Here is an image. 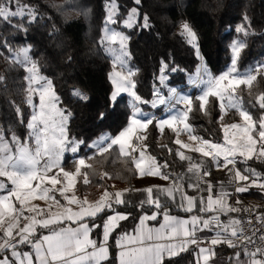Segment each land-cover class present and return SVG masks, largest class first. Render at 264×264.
I'll return each instance as SVG.
<instances>
[{
    "label": "snow or ice",
    "instance_id": "snow-or-ice-1",
    "mask_svg": "<svg viewBox=\"0 0 264 264\" xmlns=\"http://www.w3.org/2000/svg\"><path fill=\"white\" fill-rule=\"evenodd\" d=\"M134 4L139 6L141 0H134ZM105 10L107 15L100 44L111 57L114 69L109 75L115 86L110 100L114 104L119 93H128L132 98L131 116L127 127L117 135L114 137L103 135L93 141L89 147L95 148L96 153L102 156L110 152L113 146H118L120 154L131 158L141 176H159L163 180H171L169 187L150 186L142 190L146 193V200L141 201V207L148 204L156 211L151 215L141 216L139 225L132 234L125 232L115 239V247L119 250L118 264H171L172 258L187 252L192 246L198 249L195 264H211L216 254L215 246L221 244L237 249L234 256L230 257V264L233 261L234 264H264V234L258 237L260 241L258 244L256 230L248 235L241 219L229 217L227 222L220 219L222 215L229 216L230 213L251 211L248 208L238 207L242 204L239 198L236 199L235 205L230 203L234 194L248 193L252 187L264 193V181L260 180L255 170L246 169L245 171L251 172L249 176L235 168L237 156L245 160H251L254 157L264 158V115H261L258 122L253 120L250 112L243 107V99L237 91L241 85L250 88L257 77L264 74V64L250 68L245 74H240L237 62L246 44L238 41L232 45L233 55L227 71L214 76L205 66L198 70L197 78L192 81L197 86H204L201 89V95L197 97L202 111L206 112L209 98L213 97L219 102L221 122L228 110H234L243 121L242 124L221 123L224 133L222 144L193 134L192 127L186 123L188 114L192 111L191 97L180 95L175 88H169V96L165 97L159 89H154L152 107L167 104L170 98H176L177 103L184 105V111L181 114L171 115L157 122L156 126L161 132L167 126L179 137V131L174 124H183V129L189 134L188 139L199 142L198 146L191 147L179 138L175 140V143L183 149H189L193 153H199L203 158H208L217 168L223 167L232 173L229 183L235 185L234 191L225 190L221 183L219 193L213 195L212 182L204 179L211 175L210 171L205 170V161L193 160V157L177 150L179 159L188 162L187 172L196 177L195 182L188 184V187L196 192L209 193L206 200L202 195H188L183 191V176L173 177L171 174L161 172V167H168L167 162L161 166L157 164L155 157L149 156L148 167L145 168L144 151L140 150L139 159L132 155L137 151V147L132 144L133 136L138 129H146L153 120L138 119L141 114L138 104L147 102L134 91L136 84L132 77L135 73L130 69L127 70V74L116 71L117 67L121 70L125 69L127 58H130L126 43L128 37L107 27L108 24L117 23L119 6L116 0H107ZM139 15L138 7H131L123 20L124 27L132 28L136 25ZM37 18V11L31 5L23 4L21 0H0V22L16 31L26 32L25 20L31 24L36 22ZM139 26L150 27L146 14L143 16V23ZM181 28V35L196 48L199 56L196 33L187 22L183 23ZM236 31L248 34L243 25ZM0 47L7 50L13 64L19 65L27 73L24 77L26 103L33 109L27 123L29 130L27 141H22L15 132H12L9 141L3 129H0V191L6 192L0 195V264H110V236L120 227V221L128 219V215L123 213L108 215L102 224L93 223L91 227L85 218L94 220L106 210L114 211V205L125 203L124 192L110 193L105 189L95 202H89L87 198L81 199L75 195L77 177L82 176L84 183H89L88 173L83 170L91 168V164H87L84 158H80L75 161L74 171H68L62 167L64 153L66 151L76 153L80 144L84 143L68 136L67 124L71 112L58 107L59 97L55 93L53 82L40 74L38 62L30 54V45L12 48L7 40H2ZM167 67L162 62L159 75L161 85H165ZM176 70L172 69V71ZM0 81H3V77H0ZM73 94L81 101L88 99L86 94L79 90H74ZM34 96L39 98L38 105L33 102ZM255 104L264 110V93L255 98ZM14 110L20 117V122L23 123L20 108L14 105ZM105 115L106 113L101 112L98 118L103 120ZM257 130L258 139L254 135ZM135 139L142 141L146 137L136 135ZM162 147L167 148V145ZM168 151L171 153L172 150L168 149ZM230 165L231 168H229ZM107 175L104 173V176ZM202 184L205 185L204 188L201 187ZM154 189L157 195H154ZM56 193L63 197L68 206L61 204ZM177 193L180 194L178 207L183 211L192 213L199 201L198 211L211 215L207 217L192 215L190 219H179L169 215L166 205L161 203L159 194L175 203ZM33 200L52 203L48 204L45 210L32 204ZM14 201L18 202V206ZM53 204L63 208V211H54ZM71 205H76L78 210L69 207ZM162 209L164 222L160 224V227H147L145 222L156 220ZM256 219L264 225V213L258 214ZM64 220L71 221L77 226L65 227ZM247 223L251 225V219ZM100 227H102V239L99 241L92 239L93 228ZM38 230H48V234L38 235ZM205 230H215V237L205 240L197 236L198 232Z\"/></svg>",
    "mask_w": 264,
    "mask_h": 264
},
{
    "label": "trees",
    "instance_id": "trees-1",
    "mask_svg": "<svg viewBox=\"0 0 264 264\" xmlns=\"http://www.w3.org/2000/svg\"><path fill=\"white\" fill-rule=\"evenodd\" d=\"M21 2L31 5L37 11L36 22L28 24L25 20L26 32L16 31L0 22V41L7 40L12 48L30 45V54L38 62L40 73L53 82L59 105L71 112L68 122L69 138L84 143L77 154L65 156L63 167L67 170L73 169L77 158H85L91 164V168L83 170L88 173L89 183L85 184L82 177L77 183L78 195L98 198L100 193L110 188L113 183L132 187L137 180L138 171L130 157L121 155L117 146H113L110 152L102 156L89 148V145L103 134L108 133L112 137L117 135L127 127L131 116L126 96L119 97L114 104L110 100L113 91L109 78L112 70L111 58L100 44L107 0ZM117 2L119 15L115 26L129 38V66L135 73L133 80L136 93L144 101H152L154 98L162 62L168 66L166 74L169 76V85L182 91L188 89V75L193 74L201 63L196 49L179 32L183 22H187L196 33L205 65L216 76L227 70L233 55L232 44L236 41L246 44L238 58L240 70L254 67L264 59V0H141L139 6L134 4V0ZM131 7H138L140 18L137 25L127 29L122 27V21ZM145 14L149 18L148 28L139 26ZM242 25L247 30V35L236 31ZM0 53V77H3V81H0V129H3L7 139L15 132L22 141H26L29 132L27 123L32 115V109L26 103L25 96L24 77L27 73L11 62L10 54L5 48L0 47ZM173 68L177 70L172 71ZM242 89L240 96L243 99V107L250 112L253 120L258 122L261 115H264V110L255 104V98L264 93V75H259L250 88ZM74 90L86 94L87 101H81L74 96ZM190 92L194 98V107L188 122L193 126L194 134L214 143H222L219 102L211 97L206 112L202 111L196 98L198 92ZM14 105L20 108L23 123L16 115ZM145 108L149 106L145 105ZM101 112L106 113L103 120L98 118ZM145 144L159 165L167 162L168 167H161L162 173L175 177L187 172L188 162L179 159L178 146L171 131L161 133L154 122L147 130ZM163 145H167V148L162 147ZM168 149L172 150L171 153ZM246 166L264 171V164L255 160L239 164L241 169ZM104 173L108 175L104 176ZM240 197L264 201V194L257 190H250ZM164 204L170 214L188 216L197 213L180 210L170 202ZM155 211L156 209L148 204L141 207V200L138 199L117 205L114 211L106 210L94 220L86 219V222L91 227L93 223L102 224L106 216L115 212L128 215V219L120 223V227L109 239L110 264H117L118 249L115 247V239L134 229L141 216ZM208 215L211 214L207 213L206 216ZM238 215L240 212L221 217L228 219ZM160 221L161 215L153 223ZM91 236L97 241L101 240L102 227L93 228ZM216 250L218 254L228 257L226 264H230V257L236 251L224 244L217 246ZM195 262V250L190 247L187 252L172 258L171 264Z\"/></svg>",
    "mask_w": 264,
    "mask_h": 264
},
{
    "label": "rangeland",
    "instance_id": "rangeland-1",
    "mask_svg": "<svg viewBox=\"0 0 264 264\" xmlns=\"http://www.w3.org/2000/svg\"><path fill=\"white\" fill-rule=\"evenodd\" d=\"M116 3L118 4V2H117V0H116ZM119 6V5H118ZM106 15H107V13H106ZM139 18H140V15H139V17H138V19H137V24H138V22H139ZM105 19H106V17H105ZM116 19H117V17H116ZM142 23H143V21H142ZM183 23H185V22H183ZM182 23V24H183ZM136 24V25H137ZM182 24L180 25V27H179V32L181 33V31H182V28H181V26H182ZM135 26V25H134ZM133 26V27H134ZM107 27L109 28V29H111V30H115V31H117V32H121L123 35H125V36H127V34L124 32V31H122V30H120V29H118L116 26H115V24H108L107 25ZM122 27H124V25H123V21H122ZM132 27V28H133ZM191 27V26H190ZM104 28H105V20H104V25H103V29H102V35H103V30H104ZM126 28V27H125ZM132 28H127V29H132ZM193 30V29H192ZM194 31V30H193ZM197 36V35H196ZM128 37V36H127ZM186 38V37H185ZM187 40V39H186ZM236 42H238V41H236ZM127 50H128V52L130 53V51H129V38H128V40H127ZM235 43V42H234ZM197 44H198V48H199V42H198V37H197ZM191 45V44H190ZM233 45V44H232ZM192 46V45H191ZM117 47H118V45H117ZM104 48V47H103ZM196 49V48H195ZM104 50H105V48H104ZM197 51V50H196ZM106 52V51H105ZM199 57H200V60H201V63H200V65L198 66V68L196 69V71L193 73V74H189L188 75V79H187V85H188V89L187 90H180L179 88H177V87H172V86H170L169 85V83H168V81H169V76L166 74V71H165V76H166V81H165V85H161V83H160V81H159V76H158V85L156 86V88L155 89H159L160 90V93L162 94V95H164L165 97H168L169 96V92H168V89L169 88H175L176 90H177V92L180 94V95H184V96H189V97H191V90H196L197 92H198V95L196 96V98L199 96V95H201V89L204 87L203 85H200V86H197L196 84H194V83H192V81L194 80V79H196L197 78V73H198V70L199 69H201L202 67H205L206 65H205V62H204V60H203V58H202V56H201V53H200V48H199ZM111 58V57H110ZM260 64H264V59H262L261 61H259L258 63H256V65L254 66V67H256V66H258V65H260ZM111 65H112V70H111V73L113 72V64H112V59H111ZM230 65H231V63L229 64V66L227 67V69L230 67ZM207 67V66H206ZM254 67H251V68H254ZM237 68H238V70H239V73L240 74H245L250 68H248L247 70H240V68H239V66H238V62H237ZM128 69H130V66H129V58H127V67L125 68V69H123V70H121L119 67H117L116 68V71H123L125 74H127V70ZM207 69L209 70V72L211 73V71H210V69L207 67ZM131 70V69H130ZM227 71V70H226ZM41 74V73H40ZM211 74H213V73H211ZM42 75V74H41ZM160 75V74H159ZM214 75V74H213ZM264 75V74H263ZM44 76V75H43ZM214 76H216V75H214ZM132 79H133V77H132ZM111 80V79H110ZM112 82V81H111ZM112 86H113V91H112V93L115 91V86L113 85V83H112ZM243 87H248V86H245V85H241L240 86V88L237 90L238 91V93H239V95H240V93L242 92V88ZM249 88V87H248ZM55 90V89H54ZM134 91L136 92V90L134 89ZM56 93V92H55ZM57 95V94H56ZM121 96H126L127 97V99H128V103H129V106H130V101H131V97L129 96V94L128 93H126V92H121V93H119V95L117 96V99L119 98V97H121ZM192 98V97H191ZM211 98V97H210ZM210 98H209V101H210ZM116 99V100H117ZM154 99V98H153ZM193 99V105H192V110H193V107H194V98H192ZM144 101V100H143ZM33 102L36 104V105H38L39 104V98H38V96H34V98H33ZM147 103H139L138 104V107L141 109V114L138 116V119H141V120H147V119H152L153 120V123L155 122L156 124H157V122L159 121V120H162V119H166V118H169L171 115H179V114H181L183 111H184V105L183 104H181V103H177L176 102V98H170L169 99V101H168V103L167 104H158L157 105V107H152V104H151V101H146ZM200 102V101H199ZM145 105H148L149 106V108H145ZM30 106V105H29ZM209 106V103L206 105V109H207V107ZM31 107V106H30ZM58 107H60L61 108V106L58 104ZM31 109H32V107H31ZM130 109H131V106H130ZM162 109V110H161ZM158 110H161L159 113H157L156 111H158ZM32 112H33V109H32ZM221 112V111H220ZM190 114V113H189ZM189 114H188V118H189ZM31 118V117H30ZM30 120V119H29ZM69 122V121H68ZM152 123V124H153ZM186 123H188L191 127H192V129H193V126L188 122V119H187V121H186ZM220 123V125H221V123H223V124H230V123H243V121H242V119L239 117V115L234 111V110H228L227 111V114L224 116V119H223V121L221 122H219ZM151 124H149L148 126H147V128L146 129H138L137 130V132L135 133V135L133 136V139H132V144H133V146H135V147H137V151L135 152V153H133L132 155H134L137 159H139V156H140V150H143L144 151V154H145V168H147L148 167V157L149 156H151V157H153L152 156V154L148 151V149H147V147L145 148L144 146H146V144H145V139H143L142 141H137L136 139H135V136L136 135H139V136H142V137H146V133H147V130H148V128H149V126H150ZM174 127H176L177 129H178V131H179V137H177V133L176 132H173V130L172 129H170V128H168L167 126H165V128H164V130H163V132H161V130L159 129V131L161 132V133H165L166 131H171V133H172V135H174V142H175V140L177 139V138H179L181 141H183L184 143H188L191 147H194V146H198V143L199 142H193V141H191V140H189L188 139V132L187 131H185L184 129H183V124H180V123H178V124H174ZM67 133H68V124H67ZM193 134H194V129H193ZM103 135H108V136H111L110 134H108V133H106V134H103ZM102 135V136H103ZM254 135L256 136V138L258 139V130H257V132L256 133H254ZM69 136V135H68ZM223 136H224V133H223ZM100 138V137H99ZM10 139L11 138H8V140L10 141ZM97 140V139H96ZM27 141V140H26ZM95 141V140H94ZM223 142H224V140H223ZM222 142V143H223ZM93 143V142H92ZM91 143V144H92ZM221 143V144H222ZM90 144V145H91ZM176 144V143H175ZM81 145L82 144H80V146H79V149H78V151L76 152V153H72L71 151H66L65 153H64V156H63V158H62V167H63V163H64V159H65V156L66 155H68V154H70V155H75V154H77L78 152H79V150H80V147H81ZM177 145V144H176ZM178 146V150L179 151H182V152H184V154L185 155H188V156H191V157H193V160H196V161H198V160H204L205 161V164H204V167H205V170H207V171H210L211 172V175L209 176V177H205L204 179H206V180H210L211 182H212V184H213V195H215V194H217V193H219V191H220V184L222 183L223 184V187H224V189L225 190H227V191H229V192H233L234 191V187H235V185L234 184H230L229 183V181H230V179L232 178V173L231 172H229L227 169H224L223 167H220V168H217L216 166H215V164L214 163H212L208 158H203V157H201L200 156V154L199 153H193V152H191L189 149H183V148H181L180 147V145H177ZM89 148H91V149H93L95 152H96V149L95 148H92V147H89ZM118 150H119V147H118ZM78 159H80V158H77L76 159V161L78 160ZM85 159V158H84ZM251 160H255L256 162H260V163H262V164H264V158H261V159H257V158H253V159H251ZM74 161V160H73ZM85 161H86V163L87 164H89L88 163V161H87V159H85ZM157 161V160H156ZM221 161H222V158H221ZM236 164H235V168L236 169H239L243 174H245V175H249V176H251V172H249V171H245L246 169H251V170H255V172L256 173H258L259 174V178H260V180L261 181H264V171L262 172V171H260V170H258V169H255V168H251V167H248V166H246L245 167V169H241L240 167H239V164L240 163H245L246 164V162L247 161H250V160H245L244 158H242V157H239V156H237L236 157ZM157 164H158V162H157ZM74 165H75V161H74ZM159 165V164H158ZM232 166L230 165L229 166V168H231ZM65 169V168H64ZM65 170H67V169H65ZM55 171V170H54ZM68 171H74V166H73V169H70V170H68ZM138 171V170H137ZM138 173H139V171H138ZM181 176H183V181H182V183H183V191L184 192H186L188 195H194V196H203L204 198H205V200H206V198H207V196L209 195V193L207 192V191H201V192H196V191H193V189H191V188H189L188 187V184H190V183H193V182H195V180H196V177L195 176H193L192 174H190V173H188V172H185L184 174H182ZM81 177L82 176H80V177H77V182H76V184H75V189H74V191H75V195L77 196V197H79L80 195H78V193H77V191H76V186H77V183H78V181H79V179H81ZM83 178V177H82ZM252 178H255V177H252ZM137 179H138V177H137ZM163 179H161L159 176H149V175H144V176H141L140 174H139V179H138V181H137V183L135 184V186L137 185V187L139 188V186L140 185H143V184H147V185H150V186H160V187H169L170 185H171V180H168V181H165L166 182V184H168V186H162V181ZM83 182H84V180H82ZM168 182V183H167ZM114 185H116V184H110V187H112V186H114ZM120 185V184H119ZM9 187H10V185H9ZM201 187L202 188H204L205 187V185H201ZM250 190H257V191H259L257 188H255V187H252ZM192 192V193H191ZM260 192V191H259ZM136 195L134 196L135 198L137 197L138 199H140L141 198V196L142 195H144L145 196V199L144 200H146V193H141V192H134ZM4 194H6V192H4V191H0V195H4ZM158 193H156L155 192V189H154V195H157ZM262 194H264V193H262ZM56 195H57V197H58V199H60V201H61V204H63V205H65V206H68L67 205V202L63 199V197H60L59 196V193H56ZM69 195H71V193H69ZM160 195V200H161V203L162 204H164V203H168V202H170V203H172L176 208H179L178 207V202H179V197H180V194L179 193H177L176 194V196H177V202H172L171 200H166V198H165V196L164 195H162V194H159ZM235 195V194H234ZM233 195V196H234ZM85 196V195H84ZM233 196L231 197V200L233 199ZM236 196H238V198L243 202V201H245L246 199L245 198H242V197H240L241 196V194H236ZM81 197H83V196H80L79 198H81ZM130 197H132V195H130ZM63 201H62V200ZM82 199V198H81ZM88 201L90 200L91 201V199H87ZM98 200V199H97ZM231 200H230V203H231ZM252 202H254L255 204H257V205H259V206H264V201H262V200H258V199H252L251 200ZM15 202V201H14ZM16 204H17V206H18V202H15ZM31 203L32 204H34V205H37V206H39L40 208H44L45 210H47V208H48V204H51L52 202H48V203H46L45 201H43V200H33V201H31ZM126 203V202H125ZM235 205V204H234ZM69 207H72L73 209H74V206L73 205H71V206H69ZM197 207H200V205H199V201H197ZM238 207H240V205H238ZM53 210L54 211H60V212H62L63 211V208H58L57 206H55L54 204H53Z\"/></svg>",
    "mask_w": 264,
    "mask_h": 264
},
{
    "label": "crops",
    "instance_id": "crops-1",
    "mask_svg": "<svg viewBox=\"0 0 264 264\" xmlns=\"http://www.w3.org/2000/svg\"><path fill=\"white\" fill-rule=\"evenodd\" d=\"M118 147V146H117ZM138 179H139V173H138ZM138 179L135 181V183H134V185L132 186V187H128V186H126V185H122V184H120V185H114V186H112V187H110V188H107V190L110 192V193H115V192H117V191H122V192H124V196H123V199L125 200V202L126 203H130V202H132V201H137L138 200V198L136 197H134L136 194L134 193V192H141V193H143V189H145V188H147V187H150V185H147V184H143V185H140L139 186V188L137 187V185L135 186V184L137 183V181H138ZM165 181H168V180H162L161 182H162V186H168V184H166V182ZM168 183V182H167ZM103 192H104V190L100 193V195L98 196V198H92L91 196H89V195H85V196H83V197H81L82 199H84V198H87V199H91V201L89 200V202H95V201H97V199H99V197L103 194ZM192 193V192H191ZM130 195H132V197H130ZM80 197V196H79ZM145 199V196L144 195H142L141 196V198L139 199V200H141V201H143ZM62 200V199H61ZM63 201V200H62ZM74 206V210H78L77 209V206L76 205H73ZM117 205H114V207H116ZM180 209V208H179ZM198 209H199V207H197L196 209H194V211H197V213L196 214H193V215H199V216H202V217H207L206 216V213H201V212H199L198 211ZM180 210H182V209H180ZM193 211V212H194ZM115 213H119V212H115ZM114 213V214H115ZM124 214V213H123ZM153 214V213H152ZM168 214L169 215H171V216H174V217H177V218H179V219H190V217L192 216V215H188V216H180V215H174V214H170L169 212H168ZM113 215V214H112ZM149 215H151V214H149ZM161 215V221H160V223H157V224H154L153 223V221H155V220H148V221H146L145 223H146V226L147 227H152V228H159L160 227V224H162L163 222H164V220H163V213L162 214H160ZM160 215H158L157 216V218H159L160 217ZM85 219H88V218H85ZM122 221H120L119 222V224L121 223ZM138 225H139V222H138V224L135 226V228H137L138 227ZM63 226H65V227H68V226H71V227H76L77 225L75 224V223H72L71 221H67V220H64L63 221ZM134 228V229H135ZM134 229H132L131 231H129V232H127V233H129V234H132L133 233V231H134ZM48 234V230H38V235H47ZM123 234V233H122ZM121 234V235H122ZM200 235H201V238H203V239H205V240H211L212 238H214L215 237V234L214 233H212V232H209V231H207V230H205V231H203V232H200ZM91 238H92V236H91ZM93 239V238H92ZM219 246V245H218ZM192 248L195 250V256H196V252L198 251V249H196V247L195 246H192ZM216 248H217V246H215V257L212 259V261H211V264H226V262H227V260H228V257L226 256V255H222V254H218V252H217V250H216ZM27 250V249H26ZM119 251V250H118ZM237 251V250H236ZM236 251H234L233 253H232V257L234 256V253L236 252ZM243 258V257H242ZM196 259H197V257H196ZM117 264H118V252H117ZM232 264H234V261L232 262Z\"/></svg>",
    "mask_w": 264,
    "mask_h": 264
},
{
    "label": "built area",
    "instance_id": "built-area-1",
    "mask_svg": "<svg viewBox=\"0 0 264 264\" xmlns=\"http://www.w3.org/2000/svg\"><path fill=\"white\" fill-rule=\"evenodd\" d=\"M237 198H238V196H236V194H235L233 196V199L231 200V203L232 204H235V201H236ZM240 207L242 209L243 208L251 209V211H248V212L241 211L240 212V215H238V216H232V217L239 218V219H241L243 221L244 230H245V232L248 235H251L252 234V231L253 230H256L257 243L259 244L260 241H259L258 237L261 234H264V225H262L260 222H258L257 219H256V217H257L258 214L264 213V208L260 207L259 205L255 204L254 202H252L249 199L248 200L246 199L245 201H243L242 204L240 205ZM220 219L223 222H227L229 218L228 219H223L222 217H220ZM249 219H251V221H252L251 225H249L247 223V221ZM209 232H212V233L215 234V230L209 231ZM197 236L201 238L200 232L197 233Z\"/></svg>",
    "mask_w": 264,
    "mask_h": 264
}]
</instances>
